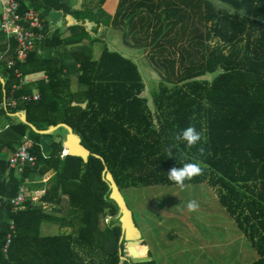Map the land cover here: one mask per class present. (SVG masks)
<instances>
[{
    "label": "trees",
    "instance_id": "16d2710c",
    "mask_svg": "<svg viewBox=\"0 0 264 264\" xmlns=\"http://www.w3.org/2000/svg\"><path fill=\"white\" fill-rule=\"evenodd\" d=\"M68 1L20 3L21 12L40 13L48 34L38 45L50 49L51 56L36 48L13 68L0 62V102L18 84L14 69L46 75L13 89L15 98L38 90L39 101L0 111V195L12 198L28 181L22 211L13 212L6 200L0 206V264H134L120 261L124 248L118 244L117 209L108 199L104 168L120 194L158 185L206 183L215 188L220 206L259 256L251 264H264V0H216L233 11L210 0H198L191 11V0L164 5L163 0H119L114 23L119 17L130 25L139 22L140 32L129 35L160 78L153 110L141 98L145 86L132 60L107 48L95 59L94 40L82 25L72 26L66 37L61 29L49 34L53 12L97 27L109 25L111 18L102 9L72 11ZM146 21L147 32L153 22L155 28L144 34ZM13 48L12 40L0 41V56L14 58ZM18 111L37 130L68 125L91 153L87 162L60 157L58 132L51 135L50 155L44 156L42 136L8 116ZM22 145L35 164L18 173L9 168L3 151L14 153ZM48 174L45 181L35 179ZM32 197L55 209L43 211L29 201ZM43 224L59 231L43 235ZM140 246L151 257L146 243Z\"/></svg>",
    "mask_w": 264,
    "mask_h": 264
},
{
    "label": "rangeland",
    "instance_id": "374dc122",
    "mask_svg": "<svg viewBox=\"0 0 264 264\" xmlns=\"http://www.w3.org/2000/svg\"><path fill=\"white\" fill-rule=\"evenodd\" d=\"M210 1L216 7L233 11L223 3ZM136 65L145 86L141 98L153 110L160 78L149 64ZM206 77L211 80L214 75ZM60 134L63 139L64 131ZM121 195L141 234V244L147 242L153 256L159 258V264H226L238 251L244 254L242 263L245 264L259 257L220 206L216 189L206 183L127 188L121 190ZM61 215H65L64 208ZM58 231L54 225L41 227L43 235Z\"/></svg>",
    "mask_w": 264,
    "mask_h": 264
},
{
    "label": "built area",
    "instance_id": "2783aa9c",
    "mask_svg": "<svg viewBox=\"0 0 264 264\" xmlns=\"http://www.w3.org/2000/svg\"><path fill=\"white\" fill-rule=\"evenodd\" d=\"M1 14H0V32L8 40H12L14 43L13 55L14 58L5 60L4 55L0 56V62H4L7 67H15L16 62L23 63L26 61L29 54L33 53L37 45L43 42L47 37L46 27L38 12L34 10H28L21 12L20 5L17 0H0ZM15 78L18 79V84L12 88H21L27 81H33L31 76L22 75L18 69L13 70ZM43 77H46L44 74ZM13 89L11 90L9 97H4L0 102V111L11 112L17 108L19 104H25L28 102L39 101L41 95L38 90H35L33 95L23 94L18 98L13 96ZM31 143V142H29ZM26 145H22L16 149V151L10 156L8 160L9 168L16 169L18 173H22L23 168L26 165L33 166L35 164V157L31 155ZM67 154L62 151L60 157L63 158ZM24 180L22 186H20L18 193L12 198H3L0 195V206L3 200L9 203V206L13 212H20L24 209V203L27 196V189ZM32 203L40 204L43 211L47 213L53 212L55 209L52 204L40 201L38 197H32L29 199ZM109 219V218H107ZM109 220H105L108 223ZM13 223L10 224L9 230L12 232ZM11 233L7 234L5 243L2 247V253L6 256L7 248L9 245Z\"/></svg>",
    "mask_w": 264,
    "mask_h": 264
},
{
    "label": "crops",
    "instance_id": "0c3cea01",
    "mask_svg": "<svg viewBox=\"0 0 264 264\" xmlns=\"http://www.w3.org/2000/svg\"><path fill=\"white\" fill-rule=\"evenodd\" d=\"M17 1L19 4L23 3L26 6L31 4V0H17ZM167 1L168 0H163V5L166 4ZM152 2H155V4H157L159 1L152 0ZM198 3H199L198 0H191L190 5L188 7V11H191L193 6L198 5ZM97 4H98V0H69L67 2V6L72 11H77V10L83 11V10H88V9L97 10L99 8L102 9L111 18L108 26L99 25L97 27L95 23L88 22V21L81 22L75 19L74 17L65 16L61 12L62 14L61 33L63 34V36L66 37L70 34V28L72 26L82 25L84 26L85 31L88 32V34L90 35V38L94 40V42L92 43V55L95 59H97L100 56L104 48H107L110 51L118 52L125 58L133 60L135 64H142V65L149 64L150 65V62L146 55V51H142V49L141 50L137 49L134 46L132 37L129 35V33L140 32L139 22H135V23L133 22L130 25V23L127 24V21L125 19H122L121 17H119V19L116 20L114 23L113 18L117 11L119 0H105L100 7L96 6ZM0 14H1V7H0ZM121 19L123 20V23L121 22ZM48 21L51 22L49 17H48ZM154 23L155 22L152 23L150 30L147 32L148 22L147 21L145 22L144 34H147L149 32L151 33L153 31V29L155 28V26H153ZM51 29L52 31L49 32V34L50 33L53 34L55 29H58V28L55 27ZM149 39L150 38H148V40ZM0 41H5V42L7 41V38L4 37V35L1 32H0ZM45 50H42L41 46L38 45L37 52L45 53ZM51 53L52 51L50 50V56H51ZM139 59H140V62L138 63L137 61H139ZM144 59H146L148 62L145 61ZM28 75L36 80L38 78L43 77L44 73L38 72V73H33V74H28ZM0 78L3 79L1 75H0ZM77 87L78 86H77L76 80L73 76L72 89L76 90ZM10 114L12 113L8 114L9 117H10ZM3 126H4L3 128H6L8 126V123L3 124ZM1 128L2 127L0 126V130ZM12 154L13 152H8L6 150L3 151V157H5L8 160ZM49 176L50 174L43 176L41 178H35V179H37L36 180L37 182H39L40 180L45 181L49 178ZM144 243H147V242L144 241ZM146 245H147L146 249H147L148 254L152 257L153 260L156 261L157 264H159V261H160L159 258L154 257L153 254L151 253L150 247L148 246V244ZM243 255L244 254L242 252L238 251L237 253L233 255L231 259L226 260V264H245V263H242ZM213 264H216V262H214Z\"/></svg>",
    "mask_w": 264,
    "mask_h": 264
},
{
    "label": "water",
    "instance_id": "95a60500",
    "mask_svg": "<svg viewBox=\"0 0 264 264\" xmlns=\"http://www.w3.org/2000/svg\"><path fill=\"white\" fill-rule=\"evenodd\" d=\"M50 19V27L58 29L62 28V14L53 12L49 16ZM45 57L50 56V50L46 49L44 53ZM0 83L3 85L4 81L0 78ZM10 117L19 120L21 123L28 125L31 129L36 133L41 135V139L39 141V145L41 148V152L44 156L50 155L52 148L50 146L52 142L51 135L56 132L60 133L61 130H64V137L61 140L63 151L73 157L81 158L84 163L87 162L88 157L91 156V153L81 145V140L79 136L73 133L72 129L66 124H57L55 126H50L46 130H37V128L28 124L25 114L23 112H16L10 114ZM96 158H99L97 155H93ZM102 160V159H101ZM103 181L108 185V199L113 202L114 206L117 209V223L120 228V237L118 239V244L123 243L124 255L120 256V261L130 260L134 264L139 263H150L153 261L152 257H147L144 255V251L141 248V234L137 228H135L131 213L126 207L123 197L118 191L111 173L104 168L103 171ZM122 251L119 250V253Z\"/></svg>",
    "mask_w": 264,
    "mask_h": 264
}]
</instances>
